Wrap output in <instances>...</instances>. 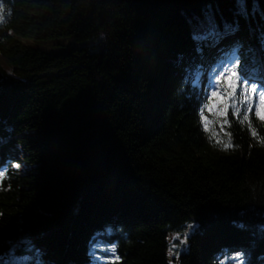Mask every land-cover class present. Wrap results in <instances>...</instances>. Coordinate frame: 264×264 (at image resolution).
<instances>
[{"label":"trees","instance_id":"obj_1","mask_svg":"<svg viewBox=\"0 0 264 264\" xmlns=\"http://www.w3.org/2000/svg\"><path fill=\"white\" fill-rule=\"evenodd\" d=\"M0 16V264H264V0Z\"/></svg>","mask_w":264,"mask_h":264},{"label":"snow or ice","instance_id":"obj_2","mask_svg":"<svg viewBox=\"0 0 264 264\" xmlns=\"http://www.w3.org/2000/svg\"><path fill=\"white\" fill-rule=\"evenodd\" d=\"M3 22H4V21H3V17L0 16V24H2ZM229 31H231V29H229ZM202 38H203V37H199V36L194 37V39H202ZM233 51H234L235 59L238 60V59H239V56H238V51H239V50H238V49H234ZM233 62H235V61H233ZM244 82H245V83L248 82V77H247V76H245V78H244ZM229 84H230V86H231L232 92H235V91H236V88H235V82H234L233 80H230V81H229ZM251 90H252L253 92L256 91V85H255V83H252V84H251ZM212 95H213L214 97H217V99H219V96H218V94H217L216 92H213ZM260 101H261L262 104H264V93H262V94L260 95ZM227 111H228V109H227V105H225L224 111L221 113V115H223V116L226 117V116H227ZM238 111H239V109H237V112H238ZM247 111H248V112H251V111H252V108H251V107H248V108H247ZM256 115H257V116H260V113L257 112ZM243 119H244V120H247V119H248V116L245 115ZM261 119H264V117H261ZM225 122H227V121H225ZM205 130H207V121H205ZM253 134H255V133H253ZM216 143H217V144H221L222 141L217 140ZM223 146H224L225 148H228V147H230L231 145H230V143H229V144H224ZM20 167H21L20 164H16V165H15V168H17V169H19ZM5 176H6V173H5L4 171H0V185L3 184L4 179H5ZM238 227L243 228L244 225L241 224V225H238ZM175 248H176V245H172V247L169 249V255H170V256L173 255V252H174ZM110 251H111V253H112L113 255H115V248L110 249ZM115 258H116V260L119 259L118 256H116ZM235 259H236V260H239V261H240V264H243L242 256H237Z\"/></svg>","mask_w":264,"mask_h":264},{"label":"rangeland","instance_id":"obj_3","mask_svg":"<svg viewBox=\"0 0 264 264\" xmlns=\"http://www.w3.org/2000/svg\"><path fill=\"white\" fill-rule=\"evenodd\" d=\"M28 43V42H27ZM51 49V48H50ZM225 69L226 70H228V71H230V73H232V70H233V68L230 66V63H228L226 66H225ZM226 72V71H225ZM227 73V72H226ZM233 74V73H232ZM196 79H198V80H196ZM195 80H194V83L198 86V87H203V85H204V82H202V79H200V77L199 78H196ZM203 81H205L206 82V78H204L203 77ZM213 84L215 83V80H213V82H212ZM251 85V84H250ZM255 85H256V92H257V96L259 95H261L262 93H264V86L263 87H261L260 85H258L257 83H255ZM264 105V104H263ZM17 159H18V157H17ZM16 164H20L21 165V167L19 168V169H21V170H23L24 169V165L22 164V162L20 161V162H18V163H14L13 164V168H15V165ZM15 169H17V168H15ZM193 227H190L184 234H179V235H174V236H172L171 238H170V242H171V247H172V245H176V248H175V250H174V252H173V255H171L170 256V258H171V263L172 264H178V261H177V258H178V255H177V251L181 248V245L180 244H177L178 242L177 241H179V242H183L184 244H185V241H186V239L188 238V236L191 234V232L193 231Z\"/></svg>","mask_w":264,"mask_h":264}]
</instances>
